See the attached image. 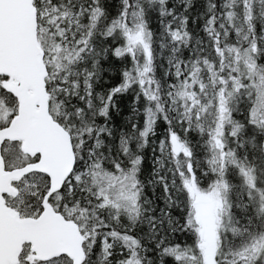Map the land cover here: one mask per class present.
Wrapping results in <instances>:
<instances>
[{"label": "snow or ice", "instance_id": "obj_1", "mask_svg": "<svg viewBox=\"0 0 264 264\" xmlns=\"http://www.w3.org/2000/svg\"><path fill=\"white\" fill-rule=\"evenodd\" d=\"M0 264H264V0H0Z\"/></svg>", "mask_w": 264, "mask_h": 264}]
</instances>
